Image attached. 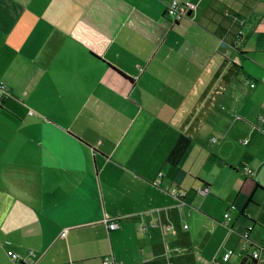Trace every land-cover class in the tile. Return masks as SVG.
<instances>
[{"label":"crops","instance_id":"crops-1","mask_svg":"<svg viewBox=\"0 0 264 264\" xmlns=\"http://www.w3.org/2000/svg\"><path fill=\"white\" fill-rule=\"evenodd\" d=\"M169 1L0 0V264L264 248V0Z\"/></svg>","mask_w":264,"mask_h":264},{"label":"built area","instance_id":"built-area-1","mask_svg":"<svg viewBox=\"0 0 264 264\" xmlns=\"http://www.w3.org/2000/svg\"><path fill=\"white\" fill-rule=\"evenodd\" d=\"M194 5L190 2H180L179 0H170L169 3L166 5L165 8V15L169 17L172 21H178L182 18L186 17L188 15L189 11H192L194 9ZM6 86L3 83H0V105L1 101L4 97H6ZM30 114H33V111H29ZM248 173H252L251 170L246 169ZM198 191L201 194H206L208 192L207 186H202ZM170 192L173 195L178 196L181 198L184 195V190L181 189H171ZM224 222L223 224L227 226L230 221V213L228 211L223 213ZM106 227L108 230H114L118 228L119 224L116 220L110 219L106 220ZM187 225L184 224V227ZM241 237L246 240L247 239V233L241 232ZM253 248L251 249L249 257H252L253 259H256L257 261H260L264 264V248L259 247L258 245H251ZM234 250L227 249L220 257L216 258L212 264H228L230 256L233 254ZM6 254L9 257L12 264H22L20 255L13 251L12 249H7ZM102 264H112V260L110 256H105L102 258Z\"/></svg>","mask_w":264,"mask_h":264},{"label":"trees","instance_id":"trees-1","mask_svg":"<svg viewBox=\"0 0 264 264\" xmlns=\"http://www.w3.org/2000/svg\"><path fill=\"white\" fill-rule=\"evenodd\" d=\"M189 143L190 138L188 136L179 134L175 143L167 154L166 162L170 165H177ZM246 260H249L248 264L257 263V260L253 259L252 257H242V263L246 262Z\"/></svg>","mask_w":264,"mask_h":264},{"label":"rangeland","instance_id":"rangeland-1","mask_svg":"<svg viewBox=\"0 0 264 264\" xmlns=\"http://www.w3.org/2000/svg\"><path fill=\"white\" fill-rule=\"evenodd\" d=\"M195 253L197 254V251H195ZM174 258H175V260L171 259V262L173 264H185V263H190L191 260H193V256L190 252L179 253ZM231 262H232V260H231ZM259 264H261V263H259Z\"/></svg>","mask_w":264,"mask_h":264},{"label":"bare ground","instance_id":"bare-ground-1","mask_svg":"<svg viewBox=\"0 0 264 264\" xmlns=\"http://www.w3.org/2000/svg\"><path fill=\"white\" fill-rule=\"evenodd\" d=\"M190 12V11H189Z\"/></svg>","mask_w":264,"mask_h":264}]
</instances>
